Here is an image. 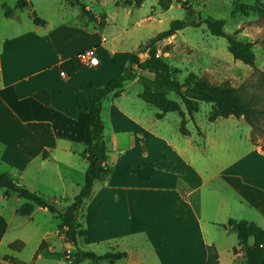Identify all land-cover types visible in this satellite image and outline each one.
I'll return each mask as SVG.
<instances>
[{"label":"crops","instance_id":"obj_1","mask_svg":"<svg viewBox=\"0 0 264 264\" xmlns=\"http://www.w3.org/2000/svg\"><path fill=\"white\" fill-rule=\"evenodd\" d=\"M16 1L0 0V172H7L30 189L54 196L60 203V197L69 196L66 177L72 175V191H78L84 177L82 153L90 142L89 113L78 108L79 98L90 96L93 86L103 85L120 73L138 47L123 39L132 4L116 2L123 4L125 19L115 25L112 18L110 26L106 12L92 10L94 0H86L85 7L96 17L103 13V24L81 13L77 9L80 6L70 0H28V8L44 20L43 24H36L25 8H15L11 16H5L1 3L14 6ZM52 13L58 15L56 20H51ZM89 47L95 49L97 64H82L72 74L59 68L61 61ZM146 55L145 51L138 58ZM137 80H129L117 94H109L102 101L111 170L95 181L79 215V246L126 252L114 261L88 259L90 264H102L103 260L106 264H206L209 245L214 247L217 264H248L228 220L246 219L264 228V171L254 176L253 168L244 170L233 165L252 153L264 165L260 144L250 140L248 150L220 169L221 177H200L202 172L192 168L175 146L154 149L153 141L164 139L153 131V113L125 93L126 87ZM42 89L50 91L47 105L33 96ZM141 90H135V98H141ZM31 120L51 125L55 146L47 158L27 155L18 146L25 123ZM191 171L196 177H190ZM24 177L32 178L28 182ZM9 198H15L13 204L7 203ZM22 202L15 192L0 191V214L7 222L6 231L0 235V264L23 262L17 253L21 248L8 246L14 239H5L15 222L24 226L37 211L51 214L45 207L35 206L27 217L15 216ZM58 223L48 227L45 234L62 240L64 254L59 259L62 264H70L65 251L73 247L64 241ZM47 236L42 238L45 245L37 253L39 258L53 256L54 246Z\"/></svg>","mask_w":264,"mask_h":264},{"label":"rangeland","instance_id":"obj_2","mask_svg":"<svg viewBox=\"0 0 264 264\" xmlns=\"http://www.w3.org/2000/svg\"><path fill=\"white\" fill-rule=\"evenodd\" d=\"M81 1L86 3V0ZM120 1L132 4L129 16L125 20L126 27L123 35V39L127 41L128 45L134 42L138 44L137 46L146 44V48L154 47L159 57L181 70L178 75L181 80L187 72L193 71L213 82H228L235 86H241L247 95L256 94L258 105L264 109V94L260 88L264 74V18L260 15V11L264 8V0H172L170 6L165 9L160 8L157 0H142L141 3H136L135 0H103L100 2L94 0L91 8L94 11L106 12L110 17V26L113 24L112 18L114 24L118 25L123 23L124 18L123 4L116 3ZM37 8L41 11L46 10L44 6ZM25 9L30 10L31 8L26 7ZM77 9L80 8L77 7ZM207 16L222 19L223 29L228 33H233L236 38L253 42L255 54L253 65L234 59L227 50L226 37L211 34L204 22L197 26L187 23L173 34L151 42L158 32L167 29L175 19L190 22ZM50 18L52 21L56 20L58 15L52 13ZM139 18L144 19L138 22ZM91 23L94 22L91 21ZM143 52L145 51L140 50L137 53L141 55ZM138 88H143V83L140 80L127 86L125 93L136 100L138 99L145 111L153 113V131L164 139L162 141L156 138L155 142L153 141L154 149L157 150L159 146L164 147V145L167 148H170L171 145L175 146L189 160L192 168L202 172L200 177H221L220 169L234 162L250 148V126L243 118L227 116L209 120L211 103L205 101L199 102L198 110L192 115L186 112L181 103L182 114L177 111H169L165 112L162 117H157L156 113L159 110L155 106L146 103L141 98H135V94H137L135 90ZM168 96L179 101L174 92H169ZM181 119L184 120L185 127L190 132L188 135H183L179 130ZM260 125L261 130L255 131L254 138L258 143H264V111ZM233 167L244 170L253 168L254 176H258L257 173L264 171L263 162L255 153L237 162ZM71 177L72 175L66 177V192L69 196H73L77 192L72 191ZM190 177H196L192 171ZM31 178L24 177V180L30 182ZM42 188L46 187L43 185ZM3 189L0 188V191ZM14 199L9 198L7 203L13 204ZM63 199V197L59 198L61 201L58 203L59 208H63L65 205ZM1 207L0 204V210ZM14 215L22 216L17 212ZM22 217L27 216L23 215ZM57 221L59 219L48 212L41 214L37 211L24 226H19L15 222V225L6 232V241L10 238L14 240L18 238L23 242L21 249L17 251L23 260L19 264H62L63 260L59 259L64 254L62 240L56 235L47 236L48 234H45V230L50 226L55 227ZM46 236V240L51 241L54 246L53 256L39 258L36 250L42 238ZM92 250L105 252L102 251L105 250L102 247ZM101 263L106 264V261L103 260ZM116 263L120 264V262ZM78 264H90V260L84 259Z\"/></svg>","mask_w":264,"mask_h":264},{"label":"trees","instance_id":"obj_3","mask_svg":"<svg viewBox=\"0 0 264 264\" xmlns=\"http://www.w3.org/2000/svg\"><path fill=\"white\" fill-rule=\"evenodd\" d=\"M70 2L79 5L81 13L91 19H96L98 24L104 23L103 13L98 14V17H96L95 14L85 7L86 3L81 0H70ZM135 2L141 3L142 0H135ZM157 3L161 9H165L170 6L172 0H157ZM26 7H29L28 0H17L14 6H10L5 2L1 3L3 13L8 17L13 14L15 8L22 9ZM29 14L36 24L44 23V20L34 10L30 9ZM260 15L264 18V8L261 9ZM202 22L205 23L211 34L226 37L227 50L234 59L240 60L245 64H254L253 42L236 38L233 33L226 32L223 29V20L210 16L190 22L175 19L167 29L158 32L151 39V42L173 34L187 23H193L197 26ZM143 51L147 53L143 59L138 58V53H131L128 64L123 67L120 73L103 85L93 86V92L90 96L79 98L78 108L89 113L90 142L82 153L86 162L83 182L73 196L63 197V203H65L63 208H59L54 196H48L30 189L7 172H0V188H4L5 194L13 191L23 198V202L16 207L17 213L29 215L35 206H42L59 219L58 229L63 234L64 241L73 247L71 250L65 251L66 259L70 264H78L84 259L114 261L126 254L123 250H108L103 253H97L91 249L82 248L77 241V230L81 225L79 215L86 200L91 196L93 184L95 181L102 179L111 170V166L107 161V147L103 134L102 101L109 94H117L127 80L138 79L143 83L139 96L146 103L155 106L159 110L156 113L157 117H162L165 112L169 111H177L182 114L181 103L186 112L192 115L193 112L198 110L199 102L205 101L211 103V110L208 115L209 120L227 116L243 117L245 122L251 127V142L257 143L254 133L261 130L260 120L264 109L258 105L256 99L258 96L256 94L247 95L241 86H235L228 82H213L193 71L187 72L181 80L178 76L181 70L177 66L168 64L161 57L155 56L154 47L148 46ZM81 65L78 54H76L61 61L59 68L66 74H72ZM141 71L147 72L150 76L142 74ZM260 88L263 92L262 94H264V74ZM169 92H174L179 101L170 98L168 96ZM33 96L47 105L50 100V91L42 89L35 92ZM184 123V120L181 119L179 130L183 135H187L189 130ZM259 144L264 152V143ZM18 146L27 155L47 158L50 150L55 146V135L50 123L48 121H27ZM228 224L237 234L238 244L244 249L247 263L264 264V228L246 219H229ZM6 227V219L0 214V235L4 234ZM44 245L45 241L42 240L36 253ZM8 246L18 250L22 247V241H11ZM207 254L206 264H217L213 246H207ZM5 257L12 258L9 255H5Z\"/></svg>","mask_w":264,"mask_h":264},{"label":"built area","instance_id":"obj_4","mask_svg":"<svg viewBox=\"0 0 264 264\" xmlns=\"http://www.w3.org/2000/svg\"><path fill=\"white\" fill-rule=\"evenodd\" d=\"M77 54L80 62L84 65L97 64L99 61L98 56L93 47L86 48ZM155 56H159V54L155 52Z\"/></svg>","mask_w":264,"mask_h":264},{"label":"water","instance_id":"obj_5","mask_svg":"<svg viewBox=\"0 0 264 264\" xmlns=\"http://www.w3.org/2000/svg\"><path fill=\"white\" fill-rule=\"evenodd\" d=\"M146 46H147L146 44L139 45L138 47L134 48L133 52L137 53L140 50H144L146 49Z\"/></svg>","mask_w":264,"mask_h":264}]
</instances>
